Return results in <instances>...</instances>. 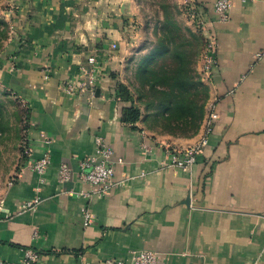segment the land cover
I'll return each mask as SVG.
<instances>
[{
	"label": "crops",
	"instance_id": "1",
	"mask_svg": "<svg viewBox=\"0 0 264 264\" xmlns=\"http://www.w3.org/2000/svg\"><path fill=\"white\" fill-rule=\"evenodd\" d=\"M13 1L15 14L7 16L20 46L0 77L28 105L30 129L26 159L0 184V264H21L27 250L40 253L36 264L128 263L146 249L159 253L160 264H264V0H234L227 22L218 21L216 0H176L215 33L219 65L198 134L169 139L143 118L134 125L122 119L132 106L117 97L118 83L128 87L126 54L110 48L121 44L118 29L132 0ZM102 11L111 19L99 20ZM100 47L109 58L95 52ZM94 55L102 71L94 96L65 94ZM119 57L115 74L110 61ZM211 105L219 118L196 165L165 167L166 147L186 148L204 136ZM98 137L114 150V180L123 185L88 199L79 163L96 153ZM46 154L45 175L27 168ZM64 164L73 171L66 183L59 180ZM36 198L33 210L22 211Z\"/></svg>",
	"mask_w": 264,
	"mask_h": 264
},
{
	"label": "rangeland",
	"instance_id": "2",
	"mask_svg": "<svg viewBox=\"0 0 264 264\" xmlns=\"http://www.w3.org/2000/svg\"><path fill=\"white\" fill-rule=\"evenodd\" d=\"M13 3V0H0V19L9 21L3 41L0 36V73L6 65L12 64L10 59L14 55L11 53H16V46H20V34L7 16L9 12L15 14ZM128 3L131 7L128 4L126 18L124 22L121 20L118 29L122 35L121 44L111 43L110 53L119 50L120 54H126L123 60L125 80L146 126L160 139L196 136L200 131L196 133L202 106L207 102L206 92L209 93L207 79L201 75L203 28L189 11L181 10L176 0H132ZM102 12L96 16L99 20L111 19L108 12ZM113 13L120 17L119 10ZM102 49L95 52L106 57ZM178 55L183 57V63ZM119 61L120 57L110 61V69L115 74H120ZM178 67H183L181 86L173 77ZM158 78L161 81L156 84ZM179 101H183L182 111L178 110ZM208 103L205 110L209 112ZM29 114L28 105L12 90L6 89L0 77V184L12 178L26 159Z\"/></svg>",
	"mask_w": 264,
	"mask_h": 264
},
{
	"label": "built area",
	"instance_id": "3",
	"mask_svg": "<svg viewBox=\"0 0 264 264\" xmlns=\"http://www.w3.org/2000/svg\"><path fill=\"white\" fill-rule=\"evenodd\" d=\"M234 0H216L214 5V13L217 15L219 22H227L230 18ZM200 24L204 33V48L201 55V75L207 79L208 86L210 85L214 75L218 70L217 58V39L212 29L206 27V23L202 20ZM90 67L82 68L81 77L78 80H71L66 84L64 92L67 95H84L89 94L94 96L96 84L102 74L101 68L97 65L96 55L89 59ZM219 118L217 111L211 105V113L205 122V134L199 142L192 146L176 149L166 147L165 167L178 168L184 171L192 170L196 165L198 156L203 148L208 144V138L212 132L213 123ZM143 147L148 150V145L144 143ZM51 164L49 154L44 155L41 159L31 161L27 164V168L45 175ZM115 153L108 146L105 140L101 137L97 138L96 153L81 160L79 177L88 184L90 190L81 193L84 197L90 199L93 196L105 197L113 187H120L122 182H116L115 177ZM73 171L68 165H61L59 170V180L62 183L69 182L72 179ZM39 203L36 198L22 205V211H31ZM85 225H89L91 215L89 212L85 214ZM41 258L39 252L35 250H27L25 259L21 264H36ZM109 264H160V255L153 250H140L133 253L131 260L126 263L122 260L111 259Z\"/></svg>",
	"mask_w": 264,
	"mask_h": 264
},
{
	"label": "trees",
	"instance_id": "4",
	"mask_svg": "<svg viewBox=\"0 0 264 264\" xmlns=\"http://www.w3.org/2000/svg\"><path fill=\"white\" fill-rule=\"evenodd\" d=\"M8 22L5 21V20H2L0 19V36L2 38V41L4 39V37H6V34H7V31H8ZM181 59L180 61H184L183 57H181L180 55H178V59ZM181 65V64H180ZM182 66V65H181ZM179 68V67H178ZM183 71V67L179 68L178 71L174 72L173 73V77L176 81V84H178L179 86H181L180 84H182V82L180 81L181 79V73ZM184 78V77H183ZM160 79L158 78L157 81H156V84L157 83H160ZM117 97L123 99V100H126V101H130L132 103V106L131 107H128V108H125L124 111H123V116H122V119L125 123H131V124H136L138 121L141 120L142 118V112H141V109L140 107H138L137 105H135V100H134V97L132 95V93L130 92L129 88L122 84V83H118V87H117ZM11 92V90H10ZM14 94H17V93H14ZM18 95V94H17ZM210 99V96H209V93L207 94L206 92V101L205 104L202 106V113H201V116L199 118L200 122L197 126V131L196 133L198 132V130L200 129L203 121H204V118L206 116V112L207 110H205V108L207 109V103ZM182 102L183 101H179L178 103V110H181L182 111ZM174 118H178L176 116H172ZM203 119V120H202ZM202 120V121H201Z\"/></svg>",
	"mask_w": 264,
	"mask_h": 264
}]
</instances>
